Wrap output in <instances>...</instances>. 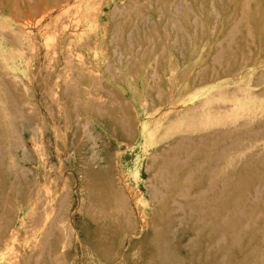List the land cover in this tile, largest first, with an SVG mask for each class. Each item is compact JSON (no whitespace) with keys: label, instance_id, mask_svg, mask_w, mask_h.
<instances>
[{"label":"rangeland","instance_id":"374dc122","mask_svg":"<svg viewBox=\"0 0 264 264\" xmlns=\"http://www.w3.org/2000/svg\"><path fill=\"white\" fill-rule=\"evenodd\" d=\"M170 128L264 150V0H0V264L139 262Z\"/></svg>","mask_w":264,"mask_h":264},{"label":"bare ground","instance_id":"6f19581e","mask_svg":"<svg viewBox=\"0 0 264 264\" xmlns=\"http://www.w3.org/2000/svg\"><path fill=\"white\" fill-rule=\"evenodd\" d=\"M199 131H202V128ZM168 133L171 143L160 149L155 158L147 161L152 202L155 207L161 202H167V207L162 210L155 208L152 211L150 225L147 224L149 231L140 240L136 252L137 258L141 260L128 264H262L260 260L264 258V170H257L255 166L257 162H264V150L249 155L241 162L238 154L231 156V149L236 141L228 146H221L216 142L215 133L205 136L200 133L191 139H187L175 128H170ZM180 147H183L184 151L178 156L175 153ZM195 154L198 155V160L193 159ZM232 162L235 165L233 167ZM241 164L246 173L241 172L238 180L242 183L254 180L246 185L247 188L233 183L232 170H238ZM151 166L152 174L149 172ZM9 173L6 169L0 172L1 176H4L1 183L6 186L9 185ZM85 176H95L96 180L103 176V170L88 168ZM108 178L106 177V180ZM88 189L91 193L87 180V194L90 195ZM232 191H235V194L232 193L233 196L229 197L228 192ZM99 194L102 198L88 199L90 208L95 206L107 214L109 210H103V206L111 208L113 200H118L116 205H123L122 199L116 197L111 184ZM177 210L181 212L178 215L175 213ZM85 216L88 217V213H85ZM258 218L260 224L257 226L262 229L253 233L256 234V237H253L256 240L249 238L243 241L244 237L242 243L239 235L243 234L246 228L252 229V224L257 222ZM235 219L241 220L239 222L244 219L245 223H234ZM204 254L206 258L202 256ZM247 254H251V258L245 262L243 256ZM207 258L208 260H205Z\"/></svg>","mask_w":264,"mask_h":264}]
</instances>
